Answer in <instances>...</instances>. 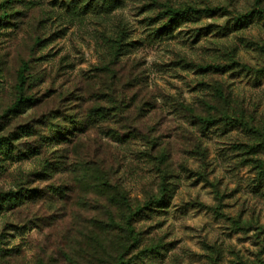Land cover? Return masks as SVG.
<instances>
[{
  "label": "rangeland",
  "instance_id": "374dc122",
  "mask_svg": "<svg viewBox=\"0 0 264 264\" xmlns=\"http://www.w3.org/2000/svg\"><path fill=\"white\" fill-rule=\"evenodd\" d=\"M83 1L5 0L0 193L33 197L0 213V264L99 259V172L133 205L166 175L172 198L136 224L164 248L140 264H264V0ZM188 4L220 9L155 31L165 6ZM23 62L38 102L7 113Z\"/></svg>",
  "mask_w": 264,
  "mask_h": 264
},
{
  "label": "trees",
  "instance_id": "16d2710c",
  "mask_svg": "<svg viewBox=\"0 0 264 264\" xmlns=\"http://www.w3.org/2000/svg\"><path fill=\"white\" fill-rule=\"evenodd\" d=\"M93 2L94 0H84L82 2L83 8L87 9ZM117 4L118 0H103L101 8L112 10ZM68 8H70L69 5ZM9 9L10 7L5 4V0L0 2V10H2L0 21L9 16L7 13ZM219 9L220 7L201 8L189 4L177 7L165 6L160 11L161 20L155 31L159 33L170 31L182 19L202 14L213 15ZM253 12L255 11L248 12L247 14L251 15ZM261 12L264 13L263 10ZM123 39L124 36L122 35H119L116 39H109L111 56L113 58H117L122 53L125 44H127L126 42L124 43ZM237 64L246 70L245 65ZM214 68L216 67L214 66ZM29 69V64L23 62L17 74L15 99L7 110V113H22L38 102V99L33 98L27 93L30 84ZM258 72L264 73V68L258 70ZM209 121V118L202 117V122L206 123ZM10 139L8 136L0 137L1 152L7 153L10 150L12 143ZM169 186L170 184L166 181V175H163L158 194L149 196L143 202L133 205L127 196V192L122 187L114 183L107 173L99 172L96 182L92 183V188L100 197L107 201L104 205V213L107 214L106 218L104 217L100 220L101 228H103L102 233L95 234L93 243L89 246L90 253L95 255V258H98V255L100 257L99 259L89 260V264H140L145 261L146 257L161 255L164 245H160L158 242L153 246H145L136 224L141 217H146L152 212H157L158 208L162 209L167 206L172 198ZM32 197V193L23 192V190L2 192L0 193V213L3 210L13 209L16 206L22 205L25 203V200L27 201ZM113 209L115 210L114 212ZM1 237L3 236L0 235V240ZM2 244L0 243V252H3V249H1L3 248ZM79 260L71 259L69 264H80L78 263Z\"/></svg>",
  "mask_w": 264,
  "mask_h": 264
}]
</instances>
